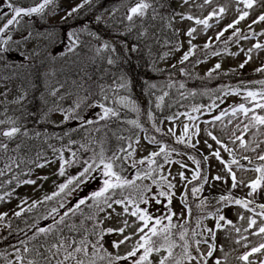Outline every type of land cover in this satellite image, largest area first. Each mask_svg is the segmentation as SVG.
<instances>
[{"label": "snow or ice", "instance_id": "1", "mask_svg": "<svg viewBox=\"0 0 264 264\" xmlns=\"http://www.w3.org/2000/svg\"><path fill=\"white\" fill-rule=\"evenodd\" d=\"M133 54L167 73L142 82L146 106L125 68ZM262 54L264 0H0V201L22 185L42 189L49 176L38 173L57 166L55 190L0 212V264H229L232 252L235 264H264V79L243 75L260 60L264 77ZM41 86L36 123L58 112L53 127L66 131L24 122ZM197 97L209 102L188 103Z\"/></svg>", "mask_w": 264, "mask_h": 264}, {"label": "rangeland", "instance_id": "2", "mask_svg": "<svg viewBox=\"0 0 264 264\" xmlns=\"http://www.w3.org/2000/svg\"><path fill=\"white\" fill-rule=\"evenodd\" d=\"M28 2H30V0H26ZM24 2V0H23ZM119 0H111V3L107 6L109 7L111 4H114V3H118ZM221 3H224V2H230V0H220ZM74 3V0H63V6L65 8L71 6L72 4ZM57 20L59 19V17L56 18ZM211 34V33H209ZM110 38H114L116 39L117 41L119 40V37H116L114 34L112 37ZM181 39L183 37H180ZM197 43H203V40L198 38L197 39ZM233 50L235 51L236 49L233 48ZM168 51V49H163L161 51V54ZM182 53H176V59H173V58H169L167 61H159L158 62V67L161 68V69H167V68H170L171 64H174L177 62V59L179 57V55H181ZM243 57L241 56L240 58L238 59H233L231 57H225L224 60V67L225 68H228V67H235L239 62L240 60H242ZM262 59H264V54H262ZM260 60H254L251 64H249L248 66H246V68L243 70V75H244V78H249L253 75L254 72V68L259 66L260 64ZM215 63V58H211L207 63H204V64H200L197 66L196 68V72L203 76L204 73L207 71V69L209 67L212 66V64ZM76 69H71V71H75ZM91 70V69H89ZM167 75V74H166ZM258 75V79H264V77H261L259 74ZM155 82H163L162 80L160 79H156L154 80ZM189 82H194V84L197 86L200 82L199 81H196L194 78L192 80H189ZM222 81H216V80H213L211 82V87H216V85L218 83H221ZM190 86V85H188ZM133 95V94H132ZM139 99L138 101L139 102H143V105H147L148 103V100L150 99L146 93L145 94H140L139 96ZM145 100V98H147ZM11 99V97H10ZM27 102V101H26ZM25 102V103H26ZM240 102H243L241 100L240 97H230L229 100H228V104H232V103H240ZM39 109H37V111L34 113L35 115H30L27 117V112H25L24 116H25V119H24V122L27 123V126L29 128H33V127H36V128H39L40 130H43L44 128H47L49 132H58L59 130L61 131H66L67 129L66 128H60V127H53V122H55L56 124H59L60 121L62 120V115L58 112H53V113H50L49 116H48V121L46 123H41V124H37L36 121H35V118L37 116L41 117V114H42V109H43V106L41 104V101L39 100ZM222 106H226V105H222ZM11 107H14V106H10ZM3 109L0 108V112H2ZM13 113L10 111L9 112V115H12ZM16 115H20L19 112L16 113ZM0 118H3V117H0ZM204 118H207L206 116H202L201 119H204ZM70 126H74V125H70ZM221 128V125H217V133L220 134V135H226V133H222L220 132ZM53 143H56V141H53ZM231 147V145H229ZM187 163L189 164V167L192 168L194 167L193 163L191 161H187ZM213 166L214 167H218L219 165L213 161ZM56 165L53 164V166L49 167V168H45L43 170H41L38 174L39 175H47L49 176V179L47 181H43V188L42 189H39V188H36L32 185H22L21 187L17 188L14 195L12 196L10 202L9 201H0V212H8L9 213V216L12 215V213L14 211H17L18 208H17V204L19 203V200L17 199V197H24V196H27L29 198V200H32V199H39L41 196H43L45 193H50L51 191L55 190V185L53 183V180H55V176H53V173L56 171ZM176 167L174 166L173 167V173L176 172ZM70 171H73L74 170H70ZM187 175H191L190 172L186 173ZM239 175V173H238ZM35 178V177H33ZM94 186V185H93ZM223 185H221L220 187H218L217 189H215L213 191V194H218L220 192V188H222ZM178 189H179V185H178ZM88 189H86L85 191H87ZM208 190L207 188L205 189V192H204V195H208ZM237 194H242V193H237ZM191 199V198H189ZM194 203V202H193ZM173 206H174V209L179 212L180 208H181V204H180V197H179V190L177 192V197L176 199L173 201ZM155 210V208L153 209ZM161 211H163V209H161ZM194 212H195V208H194ZM228 215L230 216V218H233L234 217L232 216V213H228ZM194 219L195 217H193V224H194ZM42 225L43 223L45 222H41ZM208 225L209 226H212V221L209 220L208 222ZM23 227V226H22ZM3 235H7V232L5 231L3 233ZM113 237H108V239H112ZM11 242H14V238H10ZM223 233H218V239H217V244L219 245L220 243H223ZM5 248H7V244L3 241H0V251L4 250ZM225 251H229V248H225ZM215 255L217 256H221L222 254L217 252ZM236 253L232 252L229 256V264H235V260H234V257H235ZM211 264V262H210Z\"/></svg>", "mask_w": 264, "mask_h": 264}, {"label": "bare ground", "instance_id": "3", "mask_svg": "<svg viewBox=\"0 0 264 264\" xmlns=\"http://www.w3.org/2000/svg\"><path fill=\"white\" fill-rule=\"evenodd\" d=\"M117 42H119V40ZM125 68L133 79H140L145 75V73L146 76L143 79H147L151 71V68L149 66L145 65L142 61H138L136 59L135 54H133L132 56L131 63L125 65ZM42 91H44V88L41 86L36 92L31 93L29 95L28 101L26 102L27 117L30 116L32 113H35L37 109H39L40 106L38 97L40 95V92ZM40 118L41 117H39V120Z\"/></svg>", "mask_w": 264, "mask_h": 264}, {"label": "trees", "instance_id": "4", "mask_svg": "<svg viewBox=\"0 0 264 264\" xmlns=\"http://www.w3.org/2000/svg\"><path fill=\"white\" fill-rule=\"evenodd\" d=\"M150 73H151V71H150ZM150 73H149V74H150ZM145 76H146V73H145V75H144L142 78H140V79H136V78L133 79V84H136V86H137V89H136V90H137L138 92H142V82L146 79V78L143 79ZM151 79H152V78H151ZM226 79H227V78H226ZM231 80H232V82H233V81L235 80V78H232ZM228 82H229V81H228ZM232 82H231V83H232ZM233 83H234V82H233ZM198 98H201V97H198Z\"/></svg>", "mask_w": 264, "mask_h": 264}]
</instances>
